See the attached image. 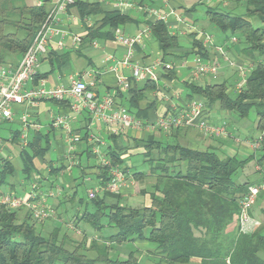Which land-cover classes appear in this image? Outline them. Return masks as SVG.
Returning <instances> with one entry per match:
<instances>
[{"label":"trees","instance_id":"trees-1","mask_svg":"<svg viewBox=\"0 0 264 264\" xmlns=\"http://www.w3.org/2000/svg\"><path fill=\"white\" fill-rule=\"evenodd\" d=\"M146 0H140V4ZM240 2L245 6L243 15L220 12L208 8L205 18L220 33L238 35L243 48L238 51L248 74L242 89L232 96L226 80L222 83L179 81V71L172 69L163 72L160 80L179 81L185 91L182 102L198 98L205 107L235 113L239 118L247 117L251 110L256 116V131L261 135V143L256 164L264 167V0H223ZM49 0L41 5L28 4L25 0H0V66L10 56H22L33 43L36 32L48 15ZM79 18L100 16L101 25L89 30L88 37L113 38L112 31L130 22L129 16L117 11H104L97 1L74 0ZM256 19L260 26L253 27ZM150 37L157 42L163 62L176 64L181 60L199 57L210 59V47L203 45V38L189 34V51H179L181 37L173 35L163 22L149 20ZM105 29V32L102 30ZM205 34V33H202ZM201 34V35H202ZM236 44V43H235ZM233 45V44H232ZM225 46V45H224ZM41 61V60H40ZM156 88L155 82L144 81L143 85L129 81L128 90H117L115 99L120 106L137 119L149 121L148 112L154 109L153 103L145 102L146 94ZM58 102V101H52ZM170 109L166 110L163 116ZM181 129L168 134L175 135ZM13 141H17V136ZM110 143L104 154L110 166L128 171L122 155L130 150L141 149L142 162L148 164L147 173H134L135 180L145 175L154 178L151 190H141L148 194L150 204L142 208H130L117 203H108L103 196L91 200H79L83 206L80 215L75 216L74 226L87 224L95 233L111 228L115 233L99 239H89L82 234L80 241L73 242L62 234L60 227L53 228L43 235L35 229L36 222L29 214L20 220L17 211L0 207V264H141L130 253L124 261L109 257L110 246L134 241H144L155 245L159 257L156 264H188L192 259L198 264H264V235L256 228L252 233H237L231 238L227 227L237 221L239 202L247 189L256 183H236L233 177L244 166L255 159L251 155L245 159L226 155L220 157L216 149H192L181 144L162 143L154 135L134 139L132 147H126L117 137L109 136ZM39 134L33 136L27 146L19 151L22 164L21 174L30 179L35 171L34 160L44 161L48 143L41 146ZM88 162L94 155L85 157ZM86 162V163H87ZM99 186L111 180L109 168L101 165L90 166ZM59 169H53L55 174ZM85 169L82 170L86 174ZM14 167L7 158L0 156V190L9 186L8 179ZM76 194V193H75ZM91 210V211H90ZM147 231V234L145 233ZM69 242L73 248L68 249ZM92 252L93 257L87 253Z\"/></svg>","mask_w":264,"mask_h":264},{"label":"crops","instance_id":"crops-1","mask_svg":"<svg viewBox=\"0 0 264 264\" xmlns=\"http://www.w3.org/2000/svg\"><path fill=\"white\" fill-rule=\"evenodd\" d=\"M42 0H36L33 3H41ZM58 0H49L48 8L55 4ZM86 1H97L102 4V9L104 11H116L113 8V0H86ZM204 1L215 2L217 4L223 5L225 8L229 9V12L237 11V4L235 2H227L223 0H168V5L165 6L161 1L158 0H146L140 4V0H133L134 6L130 9H127L123 12L117 11L121 15L129 16L131 19L129 23L122 26V29L126 35L132 36L142 28L147 21L148 17L145 14V8H153L160 12H169L172 9L178 16L181 17L182 22H179L175 17H170L166 23L168 29L173 35H178L181 37V48L179 51H189L190 50V41L187 38L189 34H196L197 39H202V33H205V25L207 21H203L202 24L194 18L195 7L202 4ZM32 3V1H31ZM32 3V4H33ZM192 3L191 7L186 6V4ZM214 3V4H215ZM217 8V6L212 7ZM68 14L79 17L77 9L72 6L68 10ZM92 24L91 28H87L80 21L70 22L64 20L62 28L67 31V35L64 38L63 47L58 48L55 43H52L47 53L41 57V61L36 70L35 75L29 80L25 88L33 89L40 85L41 81H44V85L47 88H55L59 86H68L73 79L80 77L86 83L91 81V76L86 75L93 73L96 77V83L94 87H89L88 89L93 91L98 99L103 98L107 94H115L117 90L123 92L118 88V81L124 79L127 84L131 80L138 85H143L144 81H136L131 77L129 70L119 69L115 72L109 71L111 66L110 62H105V59L111 55L114 59H121L125 54V49L115 44L113 38H108L107 36H100L95 39L88 37L89 30L97 28L101 25V17L91 16L88 17ZM207 22V23H206ZM105 32V29L102 30ZM73 35H76L79 38V42H73ZM213 44L216 46L223 47L226 49L227 57H238L239 60L243 59L239 56V49L234 45L232 47H227L223 42V39L219 37L212 39ZM93 43H96L97 46L94 47ZM225 45V46H224ZM210 59L215 56L213 48H209ZM134 59L139 63L144 65H151L155 61L162 60L160 55V50L157 42L149 36L144 40L143 46L136 47ZM21 57L19 56H10L8 57L5 64L0 66V69H5L7 72H14L17 65L19 64ZM227 63H223L221 68L223 72L224 81L228 79L229 75L227 71L229 70ZM159 75L163 74V71L157 70ZM186 72L187 70L179 71V77L181 72ZM236 75V71L234 72ZM218 75V74H217ZM186 77V76H185ZM217 77V76H216ZM215 77V78H216ZM215 78L211 79L214 80ZM181 79H179L180 81ZM205 80V79H204ZM179 81L176 82H167L164 79L155 82L156 88L146 94V101L142 103H153L154 109L149 110L148 117L149 121H154L157 117L164 114L166 110L170 109L171 103L177 101H183L185 98V91L180 85ZM208 83V82H205ZM201 83V85L205 84ZM194 100H199L194 98ZM201 101V100H200ZM115 102L120 106V101L115 99ZM203 102V101H202ZM72 101L66 100L62 102H52V101H40L35 107H30L28 105L15 106L14 114L11 121L5 122L0 126V133L3 139L2 145L0 146V156L7 158L12 166L14 167L13 175L8 179V188L14 191L17 195H23L29 191L30 184L32 182H38L39 188L42 192L49 193L52 192L55 196L49 198V205L55 210V218H52L46 222L40 224L41 232L42 231H51L53 228L60 227L62 234H65L69 240L76 242L78 240L79 234L72 229H68V223H74L75 216L80 215L83 211V206L80 204L79 200L76 198V188L79 183H87L91 185L88 188L97 186V182L93 178H88V174L94 175V169L87 170V163H81V159L94 155L93 148L94 144L92 139H98L103 145L100 149L105 152L109 146L108 137L115 136L118 140L126 147L133 146L134 139H142L147 135H154L162 143L174 144L179 143L183 146L205 150L207 148H213L217 151H223V153H228L229 156H236L239 159H245L251 155L255 156V151H252L249 141L256 138H247L239 139L238 132L229 131L231 134L230 138H203L199 131L195 127L182 128L177 134H150L147 132L134 135L130 130H127L123 135H113L111 131L106 127V125L101 122L92 119L86 109H81L78 113L71 109ZM23 114L29 116L28 119V129H27V139L32 141L34 135L39 134L42 138L41 146H45V142L48 144V151L45 154L44 161L40 159L34 160V173L30 179H25L21 174L22 164L19 158V151L25 147H22L20 142V132H21V118ZM57 116H64L66 122L69 124L71 131L74 135L78 136L79 141L72 146V150L69 148V143L67 141L66 134L60 128H54L51 125L52 119ZM232 120L229 112L220 111L218 109H209L208 110V121L214 125L227 124L228 121ZM256 128V124H255ZM17 136V141L14 142L13 138ZM163 135V136H162ZM258 135V134H257ZM164 137V141H162ZM174 139L173 143L167 142V139ZM141 150V149H136ZM135 150H130L128 153L121 156L125 160L126 167L128 168V175L131 176L130 184L124 186L117 192L113 191H104L100 196H103L105 201L108 203H119L121 206H124L123 202L126 199L136 201L134 197L135 186L140 185L143 179L148 178L149 176L145 175L141 180H135L133 178L134 173L142 172L148 170V164L144 165V169L138 170V167L135 164V160L138 157H141L142 160V150L135 154ZM248 155L244 158V154ZM48 154H52L53 159L47 158ZM73 155L79 160L74 166L77 169V173L73 176L72 169H67L66 157ZM256 158V157H255ZM133 159V161H132ZM130 162V165L127 163ZM19 163V166L16 167L15 164ZM134 163V164H133ZM247 165V164H246ZM244 166V168L246 167ZM257 164L253 167L252 170L245 174L247 178L246 182L250 183H259L261 181V174L257 171ZM244 168L240 171L243 172ZM53 169H59L55 174L52 173ZM85 169L83 174L82 170ZM264 174V167L262 168ZM68 174V175H67ZM86 176V177H85ZM59 177V178H58ZM53 178V179H51ZM95 178V177H94ZM59 180V183L56 185L53 181ZM88 188L86 190H88ZM143 188V187H139ZM142 189H140L141 191ZM145 191H149L143 188ZM139 192V191H138ZM59 193V194H57ZM57 194V195H56ZM139 199V207H147L150 204L149 195L141 194ZM137 202V201H136ZM129 207V206H126ZM130 207V208H135ZM71 210V211H70ZM91 211V210H90ZM18 216L23 214L24 216L27 213L26 210L20 209L17 210ZM250 217L259 223L257 229L264 235V190L260 191V194L250 210ZM24 218V217H23ZM22 218V219H23ZM84 224V223H83ZM87 225V224H86ZM88 226V225H87ZM76 229L81 230L83 234H86L89 239H99L100 237H94V231L88 227H80V223L75 226ZM237 221H233L227 227V234L231 238L238 231ZM48 232V233H49ZM47 233V234H48ZM71 238V239H70ZM81 239V238H80ZM79 239V241H80ZM138 243L139 245H145L144 241H134L133 243ZM145 248V247H144ZM111 249V248H110ZM141 256L144 261L151 264L152 254L148 249H143ZM138 260V258H137ZM140 261V260H139ZM199 260L192 259L188 264H198Z\"/></svg>","mask_w":264,"mask_h":264},{"label":"built area","instance_id":"built-area-1","mask_svg":"<svg viewBox=\"0 0 264 264\" xmlns=\"http://www.w3.org/2000/svg\"><path fill=\"white\" fill-rule=\"evenodd\" d=\"M161 1L165 6L168 5V0ZM74 0H58L53 4L48 11L47 18L42 23L33 43L22 56L19 64L14 72H7L5 69H0V126L1 124L11 121L15 106L28 105L35 107L40 101H72L71 109L79 112L81 109H86L92 119H95L106 125L113 135H123L127 130L132 134L137 135L144 132L150 134H168L171 131L195 127L203 138H230L231 134L226 128V125H214L208 121V109L200 100H192L189 102L175 101L171 103L170 111L157 117L154 121H143L137 119L132 114L128 113L124 107L118 106L115 102L114 94H107L103 98L98 99L96 94L88 88L94 87L96 77L93 73L86 75L91 76V81L86 83L83 78L77 77L72 80L68 86H59L55 88H47L44 81L33 89L25 88L29 80L35 75L39 66L41 57L47 53L49 45L55 43L58 48H62L63 41L67 35V31L62 28L64 20L70 22L80 21L87 28H91L90 19L79 18L68 14V10L73 6ZM41 5V3H38ZM134 6L133 0H113V8L116 11L123 12ZM145 14L152 21L167 23L170 17H175L179 22H182L172 9L169 12H160L153 8H145ZM149 26L145 24L137 31L136 34L129 36L124 33L122 28H115L112 31L113 40L125 49L124 56L117 60L109 55L105 62H110L109 71L115 72L119 69L129 70L131 77L136 81H151L158 82L160 75L157 70L169 71L177 69L178 71L187 70V75L184 80L189 82H198L204 79H213L223 67V63H227L229 67L236 70V73L242 81L236 84V91H240L245 83L246 75L248 74V66L241 60H231L227 57V51L223 47L213 44L211 38L206 34H202L203 45L213 48L215 56L209 60L199 58L198 56L191 60H181L176 64L169 62L155 61L151 65H144L134 59L135 50L138 46L144 45V40L150 36ZM74 44L79 42L76 35L72 37ZM231 44H235L237 39L232 37ZM94 47L97 46L93 43ZM227 46V45H226ZM228 47V46H227ZM239 61V62H238ZM118 88L123 92L128 90V84L124 79L118 81ZM29 116L23 114L21 118L22 130L20 132V142L22 147L28 144L27 129ZM51 125L54 128H60L67 136L69 148L79 141L78 136L74 135L66 122L64 116H57L52 119ZM261 135L249 141L252 151H256L260 147ZM94 148L96 165H101L109 168V176L111 180L105 186H95L87 190L88 200L100 196L104 191L117 192L125 186L124 177L128 175L121 168L110 166V161L104 152L100 149L103 145L98 139H92ZM3 139L0 133V146ZM73 155L66 157L67 169L76 165ZM257 171L262 173L261 181L257 185L248 187L244 197L239 202V213L237 215L238 231L242 233H252L259 223L250 217V210L254 206L260 191L264 190V174L262 168L257 166ZM59 194V193H57ZM56 194V195H57ZM52 192H42L38 182L30 184L29 191L23 195H17L10 188L0 190V207H4L11 211L24 209L29 216L37 224L46 222L55 218V210L49 205V198L54 197ZM68 229H72L77 234L81 232L68 223Z\"/></svg>","mask_w":264,"mask_h":264},{"label":"rangeland","instance_id":"rangeland-1","mask_svg":"<svg viewBox=\"0 0 264 264\" xmlns=\"http://www.w3.org/2000/svg\"><path fill=\"white\" fill-rule=\"evenodd\" d=\"M31 1L33 3L36 0H25V2L28 3V4H31ZM214 3L215 2L204 1L202 4L197 5L195 7V12L196 13L194 14V18L198 22V24L201 25L203 21H207L206 18H205V12H206V10L208 8H212V7L217 6L218 11H220V12L229 11V9L225 8L223 5L217 4V3L214 4ZM235 3L237 4V8L238 9H237V11H235V13L234 12L233 13L234 14L237 13L238 15H243L244 12H245V6L243 4L240 5V2H235ZM191 5H192V3L186 4V6H188V7H191ZM251 22H252L251 25H253V27H255V28H257V27H259L261 25L260 22L257 21L256 19H252ZM204 27H205V34L211 38L210 40H212L213 38H217V37L220 36V38L223 39V41H224L223 43L225 45H227L228 47H232L234 45L239 50L243 48V46H244L243 43H241L240 41L238 43V40H237L236 44H233V45L230 42V40H231L232 37L238 39L239 38L238 35H234L233 36L230 33L222 34L213 25H211V24L209 25V23H207ZM212 42H214V41L212 40ZM235 59L236 60H239L238 57H234V58L231 57V60L232 61L235 60ZM220 71H222V69ZM220 71L218 72V75H217V77L214 80H211V78H209V79L207 78L205 80H201V81H198V82L199 83L208 82V83H211V84L222 83V82H224V79H223L224 78L223 77L224 75H223V72H220ZM235 71L236 70L233 69V68H229V70L227 71V73L230 74V75H229L226 83H227V86H228V90L231 92V95L232 96L235 95V93H234V87L236 86L237 83H240L242 81V79L240 78V76H238V74L234 75L235 74L234 73ZM186 75H187L186 72L185 71L184 72L182 71L179 78L181 80L182 79H185V76ZM213 109L216 110L217 108L214 107ZM230 117L232 118V120H230V121L227 122L226 128H227L228 131H233V132L237 131L238 132V138L239 139H247V138H253V137L258 136L257 135L258 133H257V131L255 129L256 116H255L254 110H251L248 113L247 117H245V118H239L238 115L235 114V113H230ZM164 139L165 138L162 137V141H164ZM167 140H168L167 142H169V143H173V141H174V139H171V138L170 139H167ZM138 151L140 152L141 150H135V151H133V153L135 154ZM217 153L220 155V157H224V156H226L228 154V153L227 154L226 153H223V151H217ZM247 155H248V153L244 154L241 157L244 158ZM258 156L259 155L256 152L255 153V157L256 158L253 161H250V162L247 163V165L244 168L243 172H238L233 177L234 182L241 184V183H244V182L247 181V178L245 177V174L247 172H249L250 170H252L253 167L256 165V159L258 158ZM72 157L74 158V161L76 163L79 161L76 158V156H72ZM47 158L53 159L52 154H48V156L46 157V159ZM85 160H86L85 158L81 159V163H85L86 164V161ZM132 161H133V159H132ZM141 161H142L141 160V157H138L134 161L135 164L133 163L134 165H136L138 167V170L144 169V165L141 164ZM127 163L130 165V162H128V160H127ZM88 164L90 166H93V165L96 164V160L95 159H90L88 161ZM15 166L18 167L19 166V163H16ZM74 166H71V168H70V169H72L71 171H72L73 176L77 173L76 172L77 171L76 170L77 168L74 167ZM89 170H91V169H89ZM144 172L146 173V171H144ZM87 176H88V178H93V184H94V181H96V180H94L95 179L94 178V175L93 174H88ZM51 179H53V178H51ZM123 179H124L125 186L128 185V184H130L131 176L125 175V177ZM53 182H54V184L57 185L59 183V180H56V181H53ZM153 183H154V178L148 177L146 179H143L142 180V183H140V185H134L135 186V190H134L135 193L133 195H134V197H135V199H136L137 202L136 201L134 202L132 200L126 199L123 202L124 206H129V207H135L136 206V207H139L140 205H139L138 202H139V199L141 198V195L139 194L138 191H140V189H143V188L146 189V190H151V186L153 185ZM90 186L91 185H88L86 182L85 183H81V182L79 183V185L76 188V198H77V200L78 199H82L83 201L87 200V194H85V193H87V190L86 189L88 187H90ZM139 187H143V188H140L139 189ZM6 189H8V186H5V187L2 188V190H6ZM23 217H24V215L21 214L19 216L20 220ZM70 224L73 227H75L73 225V223H70ZM80 227L82 228V227H88V226L86 224L80 223ZM35 229H36L37 232H41V230H42L41 227H40V224H37V223L35 224ZM48 232H49L48 230L47 231L44 230V231L41 232V234L46 235ZM80 232H81V234H79L78 240L76 242H78L79 239L82 237V234L83 233H82L81 230H80ZM113 233H115V230L106 227L101 232H96V233L94 232L93 235H94V237H106V236H109V234L111 235ZM145 233L147 234V231ZM66 247L68 249H71V248H73V245L70 244L69 242H67L66 243ZM110 248L111 249L109 251V257L111 259H113V260L124 261L125 259H127L128 255L130 253H132L136 258H138V260H140L139 262L141 264H149L146 261H144L143 257L141 256V252H142L143 249H148L151 252V254H152L151 260H153V262H151V264H156V262L159 259V257L155 253V245H153L151 243H148V242H146L145 245H139L137 242L136 243L127 242V243H123V244H120V245L114 244V245H111ZM87 255L89 257H93L94 256V254L92 252L87 253ZM97 264H100V263H97Z\"/></svg>","mask_w":264,"mask_h":264}]
</instances>
